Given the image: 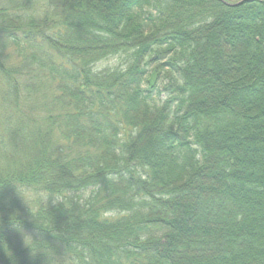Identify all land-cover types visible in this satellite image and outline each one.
<instances>
[{
  "label": "trees",
  "instance_id": "obj_1",
  "mask_svg": "<svg viewBox=\"0 0 264 264\" xmlns=\"http://www.w3.org/2000/svg\"><path fill=\"white\" fill-rule=\"evenodd\" d=\"M2 2L0 262L264 264V0Z\"/></svg>",
  "mask_w": 264,
  "mask_h": 264
},
{
  "label": "rangeland",
  "instance_id": "obj_2",
  "mask_svg": "<svg viewBox=\"0 0 264 264\" xmlns=\"http://www.w3.org/2000/svg\"><path fill=\"white\" fill-rule=\"evenodd\" d=\"M4 1L7 2V0H4ZM14 1H16V0H14ZM36 1L39 4V6L41 7V9L45 7V4H46L45 0H36ZM227 1L230 2V3H237V2H240L242 0H227ZM5 2H2V3H5ZM124 60H125V58H124L123 55H120V56L119 55H115V56H112V57H110L108 59H104V60L99 61L97 63V65H96V68L98 70H101V69H104V68L120 67L124 63ZM160 75H161V77L166 76L165 74H162V73ZM160 75H159V77H160ZM43 85H46V87H45V90H44L43 94L39 98L40 105H39L38 110L36 111L35 107L32 108L30 105H27V104L24 105V103H23L22 106H21V112H22L23 115L27 116L34 109L33 112L36 114V117H35L34 114H33L34 116L33 115L32 116L35 117L34 120L37 122L36 124H38V126H40V127H42L44 129V128L47 127V123H48V121L46 122V120H47L46 116L49 115V110L46 107L47 101L50 99L51 91L54 92V88H56L57 84H54L52 81L46 79L44 81ZM5 95H6V93H5V91H3L2 85L0 84V108L2 107L1 112L7 113L9 111V108H8L9 106H8L7 100H4L5 98L3 96H5ZM31 105H33V104L31 103ZM16 115H21V113H18ZM16 119H17V116H16ZM16 119L14 121L19 123V121L16 120ZM8 122L9 121H7L5 116L0 114V123H8ZM10 122H13L12 119H11ZM31 127L33 128V125ZM2 133L3 132H2V130L0 128V137L1 138H3ZM5 138H3V141L6 140ZM55 138H56V136H55ZM23 142L25 144H24L23 147H21L23 145ZM28 142L29 141H27V140H24L22 142L16 141V145H17L16 148L20 147L21 150H23L21 152L22 156H26V151L29 150L30 144ZM5 143H7V141H5ZM5 146H8V144H6ZM9 148H10V144H9L8 149ZM8 162H6V161H4L3 159L0 158V167H7L9 165H12L11 163H8ZM18 214H20V213L17 210L12 211V215L13 216H17ZM3 215H4V213L1 212L0 213V219H4L5 222L7 221V219L8 220L10 219L9 216H7L6 214H5V217ZM29 233H30L29 231L24 233V236L22 234L19 235L17 233V236H15L17 242L19 243V245L21 247H23V248L26 247L27 245H29L30 242H31L32 238L29 235Z\"/></svg>",
  "mask_w": 264,
  "mask_h": 264
}]
</instances>
